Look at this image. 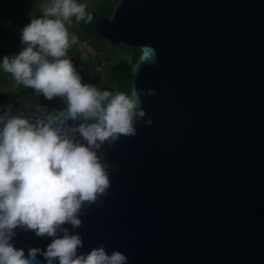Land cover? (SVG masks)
Wrapping results in <instances>:
<instances>
[{
    "label": "water",
    "instance_id": "1",
    "mask_svg": "<svg viewBox=\"0 0 264 264\" xmlns=\"http://www.w3.org/2000/svg\"><path fill=\"white\" fill-rule=\"evenodd\" d=\"M109 1L94 30L140 51L129 94L141 93L145 114L135 135L98 152L110 184L79 213L78 251L103 245L128 264H264V0ZM65 109L0 114L35 122ZM15 232L26 254L51 242Z\"/></svg>",
    "mask_w": 264,
    "mask_h": 264
},
{
    "label": "clouds",
    "instance_id": "2",
    "mask_svg": "<svg viewBox=\"0 0 264 264\" xmlns=\"http://www.w3.org/2000/svg\"><path fill=\"white\" fill-rule=\"evenodd\" d=\"M73 18L92 20L79 0H51L20 30L21 50L0 59V70L17 84L66 103L64 111L35 122L0 114V264H39L38 256L47 264H128L125 254H109L103 245L80 253L83 239L75 229L82 207L95 203L110 184L99 150L136 133V118L145 114L141 93L101 91L82 82L67 57L78 40L68 30ZM69 121L82 122L72 127ZM17 228L51 242L26 254L12 243Z\"/></svg>",
    "mask_w": 264,
    "mask_h": 264
},
{
    "label": "trees",
    "instance_id": "3",
    "mask_svg": "<svg viewBox=\"0 0 264 264\" xmlns=\"http://www.w3.org/2000/svg\"><path fill=\"white\" fill-rule=\"evenodd\" d=\"M49 0H0V59L12 56L21 50L20 30L30 19L40 17L42 7ZM92 16L91 22L72 21L68 25L71 35L78 37L77 43L68 49L67 57L77 68L82 82L96 86L99 90L130 92L131 65L140 51L111 46L100 40L94 30L96 16H108L114 4L109 0H80ZM89 50L85 53L80 44ZM11 87V88H10ZM65 103L60 97L46 99L33 89L17 84L11 74L0 70V108L18 110L41 109Z\"/></svg>",
    "mask_w": 264,
    "mask_h": 264
},
{
    "label": "rangeland",
    "instance_id": "4",
    "mask_svg": "<svg viewBox=\"0 0 264 264\" xmlns=\"http://www.w3.org/2000/svg\"><path fill=\"white\" fill-rule=\"evenodd\" d=\"M79 2L82 3V1H80V0H79ZM50 4H51V0H49V1H48V2L42 7V9H41V10H42V14H43V9L46 8V7H48ZM42 14H41V15H42ZM72 21H75V18H73ZM69 34H70V32H69ZM70 36H71V34H70ZM80 48H81V50H83L84 53H85L86 50H89V49H90L89 46L86 45L85 43L80 44ZM10 88H11V87H10Z\"/></svg>",
    "mask_w": 264,
    "mask_h": 264
}]
</instances>
